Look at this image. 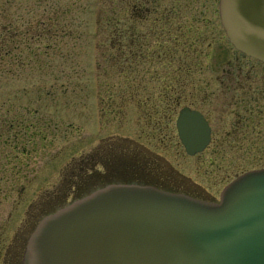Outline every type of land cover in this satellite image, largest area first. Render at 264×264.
<instances>
[{"label":"rangeland","instance_id":"obj_1","mask_svg":"<svg viewBox=\"0 0 264 264\" xmlns=\"http://www.w3.org/2000/svg\"><path fill=\"white\" fill-rule=\"evenodd\" d=\"M60 1L62 6H72L70 17L86 22L85 29L75 30L80 36L76 46L59 45L57 52L44 53L46 41L36 40L31 46L35 56L27 52L20 63L5 56L0 48L1 122L10 119L25 122L32 126L37 139L35 146L30 143L34 169L29 182H19L14 187L10 184L12 174L5 173L15 167V161L6 157L15 151L5 137H0V192L5 196L0 199V264H15V259L20 264L27 239L44 216L105 186L125 184L124 178L113 179L114 173L138 171L134 165L142 169V160L146 162L145 168L160 166L187 192L200 194L212 202L238 176L264 169V147L209 146L200 155L188 157L174 133V116L161 117L162 109L156 108L160 100L157 84L145 83L156 68L139 84L137 69L125 73L121 66L109 65L115 61L105 58L101 28L105 18L119 17L124 8L121 0ZM3 2L6 0H0V39L6 21ZM32 2L12 0L10 10L6 8L7 16L24 17ZM190 2L192 14L197 13L196 7L205 15H195L201 16L199 23L207 22L209 28H218L216 15H212L217 0ZM151 93L149 99L147 95ZM184 106L181 101L177 111ZM260 135L259 142L263 143L264 134ZM20 137L23 145L24 137ZM104 168L113 181L104 182L100 176ZM138 181L157 185L143 179ZM167 189L174 191L175 186Z\"/></svg>","mask_w":264,"mask_h":264},{"label":"water","instance_id":"obj_2","mask_svg":"<svg viewBox=\"0 0 264 264\" xmlns=\"http://www.w3.org/2000/svg\"><path fill=\"white\" fill-rule=\"evenodd\" d=\"M229 43L264 63V0H219ZM178 136L188 156L209 129L182 113ZM22 264H264V170L226 187L218 204L153 188L109 186L39 222Z\"/></svg>","mask_w":264,"mask_h":264},{"label":"flooded vegetation","instance_id":"obj_3","mask_svg":"<svg viewBox=\"0 0 264 264\" xmlns=\"http://www.w3.org/2000/svg\"><path fill=\"white\" fill-rule=\"evenodd\" d=\"M121 2L124 4L120 15L121 28L106 30V33L119 35L122 71L128 73L133 68L137 69V83L142 84L151 76L150 81L145 83L157 84L156 93L160 102L157 101L156 108L162 109L161 117L174 116V133L178 113L188 109L199 113L207 123L210 129L209 146L264 147V142H259L262 138L260 134H264V63L244 56L229 44L219 22L218 0L212 14L216 15L218 28H209L207 22L199 23L201 16L195 15H205L196 7L197 13L192 14L190 0ZM153 68H156L155 73L149 76ZM147 97L151 99L152 93ZM181 101L185 106L178 112ZM0 137H5L8 142L10 132L0 133ZM29 144L27 136V142L23 146L17 145L10 156L14 163L25 166L24 173L17 175L19 179L30 176V167H26L31 162ZM6 157L9 159V155ZM142 161L144 172L134 167L144 175L136 169L129 173L117 171L113 179L124 178L125 184L139 185L143 184L138 180L143 179L158 187L163 185L160 187L163 190L175 185L169 171L158 165L145 168V160ZM145 169L154 175L151 176ZM107 174L108 170L104 168L100 174L104 182L113 181L112 175Z\"/></svg>","mask_w":264,"mask_h":264},{"label":"trees","instance_id":"obj_4","mask_svg":"<svg viewBox=\"0 0 264 264\" xmlns=\"http://www.w3.org/2000/svg\"><path fill=\"white\" fill-rule=\"evenodd\" d=\"M11 2L12 0H6L5 3L3 2V13H6L5 16H3V19L6 21L5 25L3 26V32L0 39V48L5 56H12V59L19 63L23 61L29 52L32 53V56H35V52L31 50V46L32 44L37 43L36 40L38 41L40 39H44L46 41L47 44L44 46V49L47 51L44 53H50L54 50L57 52L59 45L66 48L71 43L73 46H76L80 36L78 33H75V30L82 31L85 29V20L78 21L79 19L70 17L73 11L71 8L72 6H62L60 0H33L29 11H27L28 13L26 12L24 17L18 16L15 18L13 15L11 18L7 16V9L9 11L12 7L10 4ZM110 13L108 14L110 15ZM120 21V17L116 16L112 18L109 16L105 18L104 25L101 29L119 28ZM102 37L105 38L103 43L106 60L115 62L118 61L116 64L115 62L114 64L112 62L109 65L112 68L120 66L119 48H115L119 46V42L117 41L115 47H113V44H109L112 38L119 40V35H113L110 36L111 38H109L105 34ZM115 50L116 54L113 56L112 53L115 52ZM62 57L63 59L67 60L66 56ZM5 125L6 128L11 127V129L22 128V131H24L23 129L26 128L23 124L20 126L19 123L15 121L13 124L5 123L3 126ZM35 136L36 134L32 130L31 142L33 146H35V142L37 140ZM19 182L20 181L15 179L11 181L10 184L11 186L15 187ZM4 197L5 196L2 194V192H0V199Z\"/></svg>","mask_w":264,"mask_h":264},{"label":"bare ground","instance_id":"obj_5","mask_svg":"<svg viewBox=\"0 0 264 264\" xmlns=\"http://www.w3.org/2000/svg\"><path fill=\"white\" fill-rule=\"evenodd\" d=\"M160 187H164L163 185H159Z\"/></svg>","mask_w":264,"mask_h":264}]
</instances>
